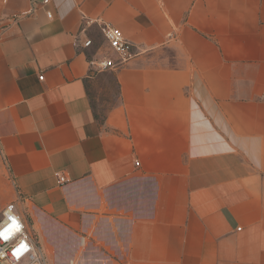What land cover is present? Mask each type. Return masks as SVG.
Returning <instances> with one entry per match:
<instances>
[{
  "label": "crops",
  "instance_id": "1",
  "mask_svg": "<svg viewBox=\"0 0 264 264\" xmlns=\"http://www.w3.org/2000/svg\"><path fill=\"white\" fill-rule=\"evenodd\" d=\"M0 173L117 264H264V0H0Z\"/></svg>",
  "mask_w": 264,
  "mask_h": 264
},
{
  "label": "built area",
  "instance_id": "2",
  "mask_svg": "<svg viewBox=\"0 0 264 264\" xmlns=\"http://www.w3.org/2000/svg\"><path fill=\"white\" fill-rule=\"evenodd\" d=\"M50 16V12H47ZM107 46L116 58L99 57L88 59L92 70L101 71L115 68L129 60L135 52L119 28L105 25L101 28ZM91 39L83 42L84 47L91 46ZM42 79V77L40 76ZM137 163V162H136ZM138 164V163H137ZM60 182L66 179L58 175ZM0 264H47L45 255L36 238L30 233L29 226L19 214L13 203H8L0 216Z\"/></svg>",
  "mask_w": 264,
  "mask_h": 264
},
{
  "label": "rangeland",
  "instance_id": "3",
  "mask_svg": "<svg viewBox=\"0 0 264 264\" xmlns=\"http://www.w3.org/2000/svg\"><path fill=\"white\" fill-rule=\"evenodd\" d=\"M10 188L5 176L0 173V215L4 205L16 204L8 198ZM41 224L43 233L34 222L29 224V231L43 250L47 264H117V256L84 229H74L45 216Z\"/></svg>",
  "mask_w": 264,
  "mask_h": 264
}]
</instances>
